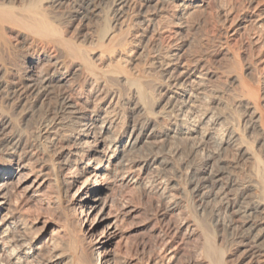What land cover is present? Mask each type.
<instances>
[{
    "label": "bare ground",
    "instance_id": "bare-ground-1",
    "mask_svg": "<svg viewBox=\"0 0 264 264\" xmlns=\"http://www.w3.org/2000/svg\"><path fill=\"white\" fill-rule=\"evenodd\" d=\"M21 1L22 0H20V2ZM23 1L26 2L25 0ZM58 1L59 0H31L28 3L26 2L24 4L23 2V4L21 3V5H18L16 0H0V73L3 72L2 74H4L8 69H11L14 72L13 75L15 74L18 78L15 90L19 92V100H16L17 102L14 106L12 104L14 111L22 113L28 100L34 102L35 104L40 103V101H42L43 99L45 100V98H48V96L52 93V88L55 85L58 84L62 86L63 84L68 83V88H64L65 90L63 89V92L61 91L62 93L60 94L58 101L55 104L56 106H53V111L49 115H47L46 120H43L44 122L43 124H41L43 125L42 134L47 139V143L45 142L47 144V147L44 149V157L40 156V163L46 164L48 162L50 163V165H52L55 171L52 177H49V175L45 173L46 171L44 172L42 168H37L30 165L29 161L26 158V154L28 152L26 154L25 150L24 152H22V144L20 145V141L22 139H17V136L14 137L6 135L9 132H11L9 134H12L13 130L16 128H12L13 130L9 132L4 130L11 126L10 124L14 118V112H11L13 113L11 114V118L5 113L12 111V108L10 110L9 107L7 111L6 109H4L6 112H4L3 109H0V264H117L115 247H117V243L122 237V223L123 221H125V219L128 218L129 215L133 214L136 210L128 205H122L121 208L119 205H115V207H113L112 191L114 189H117V187L124 189L140 187L145 191L150 192L154 190L160 193L162 197L164 196V199H167L169 201L171 209H176L178 202L176 203V200L173 199L175 194L174 196L171 194L172 192L170 191V184L175 186V184H178V182H183L185 177L186 179L188 177L191 182L190 184H193L194 186V191L198 192L201 195L202 199L209 198L213 196L212 194L214 188H217L216 186L220 183V181L222 182L221 175L223 173L224 167L223 170L221 169L222 166L220 167L221 171L217 169V167H214L215 155L213 154H209L208 156H206L207 158L205 160L203 159L204 162H202V160L201 164H191V162L193 163L192 158H194L196 154L198 156L196 157L199 158L198 153H201V151L204 150L206 145H209V143H212V145L214 143L217 147V150H221L231 144H236L238 145V151L240 154L249 155V157L251 158H249L250 160H252L250 174L248 175L247 179L245 177L246 182H244L245 179H243V188L240 189V193L236 192L235 194H232L231 196H233V198H231L237 201L240 198H243L245 194H248V197H251L249 198L250 201L246 200L248 201V204H245V201L244 203L242 200H240V202L242 201L244 203V205H239V207L241 208L237 207L241 211L236 209L241 212L240 215H243V217H241V219L243 218L242 230L239 236L243 241L249 242V240H252V242L254 241L256 244L259 243V241L264 238V231L260 230L262 224H264V151L262 153H259V149L261 148V146H259V149L257 147V149L259 150L258 152L256 151L257 149H251L249 145L250 143L247 142V140L239 134L240 130H238V127V129H235L233 125L224 124L226 122V120H224L225 118L223 116H220V114L218 116L215 115V111H213L214 109L212 110L210 107H207L209 102H207L208 99L207 101L206 99L204 100V95L206 93V89L208 88L207 84L205 83L208 75L205 70L207 68L209 69L210 66L208 65V67L204 70L205 73H203L199 70L197 64H191V66L190 64L184 65L185 63L182 64L181 62L179 63L178 61H175V55L174 58L171 57L173 59H166L168 60V62L166 64L164 73L168 83L167 92L169 94V98L166 104L163 105L164 111H156L153 108L151 110V107H148V104H150V102L149 100H147L149 93L148 91L150 89L147 91V87L145 85L146 83L144 84L141 80L142 77H139V75L135 76L136 74L134 75L129 71V69L127 68L128 66L126 67V65H122L123 61H126L124 60L125 56L123 57V55L125 54V52H127V46L130 43L125 37L126 35L123 36V33L120 34V37H118V35L116 34L117 32H114L115 29L111 32L109 31L110 29L108 30V32L105 29L107 33L103 32V30L99 32L100 34L102 32L106 33L105 35L102 34V38L109 39V43L106 45V53H103L100 50H98L100 51V53H97V50L93 52L94 55H96L97 58L100 59L101 63L102 61H105L106 66H100L99 64L97 65L95 61L90 57L91 54L89 55L88 53L90 49L87 50L82 47L81 44H78L77 41H73V39L71 40L63 36L64 34H61V32L63 31L61 29H58V25L56 24L57 26H55V23L52 22L54 21L52 20L53 18L51 20L49 19L51 13L49 14L46 8L47 6H55ZM92 1L93 0H84L83 4L81 5L84 6L83 8H85L86 10L91 6ZM116 1L119 7V14L123 13L121 11H123L125 5L128 6V3H131L128 2L130 0ZM146 1L148 3H151L152 5V3L158 4L162 0ZM175 1L176 3L178 2L179 12L182 15H190L189 13L196 12L197 10L199 11V9L202 8L203 10H205V5L208 4L207 0H174V2ZM259 2H261L262 6V1ZM45 4H47L46 8L44 7ZM155 6L157 7V5ZM55 8L53 7V9ZM72 9L74 8L72 7ZM175 9L177 8L175 7ZM56 10L58 11V9ZM65 11H69V9H65ZM257 11L258 10L256 9V14L258 13ZM115 12L116 11L113 12L114 15ZM139 14L140 13L135 15H138L139 17ZM63 16L65 15H62V17ZM258 16H262V19H264V5L261 7V13ZM135 17L131 18H133L134 20ZM110 22L111 21H109V23ZM149 22L147 24H150ZM109 23L107 24L110 25ZM119 25L122 24L120 23ZM115 26L116 25H114V27ZM125 26L128 25L126 24ZM261 26L264 25L262 24ZM15 27L23 29L22 32H25L24 30L30 31L31 34L34 33L35 35L45 39V41H49V43L52 42V44L49 45H52L55 48H60L62 50L60 52L63 53L64 58L61 56V54H59V52L51 54L48 50V52L43 51V48L42 50H38L28 54H24V52L21 51V54L23 55L19 56V53L17 54V49L20 48H18V46L17 48L13 46L14 42H11V39L13 38L10 39V34H8V31H10L9 29L12 30ZM120 27L122 28V26ZM27 34H29V32ZM99 38H101L100 35ZM258 38L260 39V37ZM104 43V41L103 43L101 42V44ZM99 44L100 43H98V45ZM229 51H227V53ZM52 52L54 53V51ZM131 53L132 52H130V55ZM69 61L70 63L75 64L72 70L70 69V66L67 65V62ZM163 63L165 62L163 61ZM124 64H126V62ZM218 64H220V62ZM203 65H205V63ZM11 70L10 72H12ZM230 70H232V68H230ZM240 70L242 69L240 68ZM227 73L232 72L230 71ZM233 76L234 81L240 83V87L241 84L245 83L243 75L240 72H236V74ZM0 77L3 76L0 75ZM82 80L84 82L89 81L87 88L84 87V82ZM114 80L123 81L128 86V92L130 90L132 96L138 99L136 103L134 102L136 105L131 107L132 105L127 103L126 106L124 105V109H122L121 111L117 110L116 104H120V106H123V104H125L124 102H126L124 100L126 99L123 97L122 93H119V89L118 92L116 91V89L109 87L111 85L110 82H114ZM148 81L146 82L148 83ZM1 84V86L4 87L5 84ZM112 84L115 85V83ZM115 88L117 87L115 86ZM120 89L122 90V88ZM252 89L254 90V88ZM2 90H4V88H2ZM248 94L249 95L247 97L242 96L241 98L249 105V108L251 110L250 113H252V119L250 117V119L253 120L252 126L258 128V130L260 131L259 134L261 137H259L261 138L262 145H264V117L258 109L256 95L253 94V91V95L250 91L248 92ZM130 96L128 100L130 99ZM210 96L212 97V94H210ZM223 98L225 99V97ZM238 99L239 101H241L240 97ZM203 100L207 102L206 107H203V105L205 104L203 103ZM29 104L31 105V103ZM29 104L27 105L29 106ZM33 109L31 110V112H34ZM235 110L237 111V109ZM139 112H142L143 114L142 119L135 118V113L137 114ZM231 121H233L232 118ZM14 123L16 124V122ZM231 124H233V122ZM18 126L20 127V125H17V127ZM247 129H250V127ZM3 130L7 133L4 134ZM258 130L256 129L255 132L257 133ZM248 132L246 134H248ZM22 135L23 134H21V136ZM248 139L250 140V138ZM175 141H178V143L180 142L187 143L189 145L191 144V147L189 148L190 151L188 150L189 153H185L187 154V156L182 154L186 158L183 157L180 160L175 158L179 161H174L175 159H170L171 157H168L169 159H166L164 156L167 155H162L157 151V148L165 147L166 144H170L172 142L175 143ZM171 146H173V144ZM171 146H169L168 148H170ZM180 146L179 144H177L176 147H174V150H172L173 147L170 148L173 151L172 158H174L175 155H178L181 152V148L185 149L183 148V146L180 148ZM143 147L147 148V150L140 152L139 150H141ZM224 151L226 150L224 149ZM201 154L203 155L204 152ZM236 154L238 153L236 152ZM29 157L33 158L32 156ZM196 160L198 159L195 158V161ZM217 161H219V158H217ZM218 163H215L216 166H218ZM48 168H50V166ZM170 171H172L173 173L170 174L171 177L168 175ZM247 172H249V170H247ZM178 175L180 177L182 175H185V177L183 176L184 179H180L182 180L180 181L179 179H177ZM235 180H238V177ZM225 182L226 181H224V183ZM224 183L223 185L225 186L226 183ZM178 186L179 185H177V187ZM174 188H176V186ZM154 191L153 193H155ZM218 191H220V189ZM221 191L218 194H221ZM181 192L183 194L185 193V191L183 192V190H181ZM216 196L217 195H215L214 197ZM162 197H160L161 200ZM245 197L247 196L245 195ZM226 202L227 200H225V203ZM227 203H229V201ZM231 203H234L233 200ZM236 204L237 203H235V206ZM204 208L207 207L205 206ZM211 213L209 215H211ZM259 214H262V216L259 217ZM216 219H214V222L217 227L219 222ZM151 226L153 227V225ZM195 228L197 230V226ZM176 231H178V229ZM207 232L210 233L209 230H203L201 233L199 232L201 234L200 236H202L201 239L203 240L202 245L203 251L205 252V257H209L212 259L214 258V264L228 263H225L224 260L225 257H227L225 254V252L227 251H225L222 247L221 248L223 250L216 247L217 243L215 244L214 240V236L216 235L214 234V232H212L213 235ZM183 233L186 234L185 231ZM238 233L239 232H237V234ZM197 241H199V239ZM170 242L171 241H169V243ZM252 242H249V244ZM255 243L253 244L255 245ZM169 249L170 248L168 247V251H170ZM209 260L211 261V259Z\"/></svg>",
    "mask_w": 264,
    "mask_h": 264
},
{
    "label": "rangeland",
    "instance_id": "rangeland-1",
    "mask_svg": "<svg viewBox=\"0 0 264 264\" xmlns=\"http://www.w3.org/2000/svg\"><path fill=\"white\" fill-rule=\"evenodd\" d=\"M6 1H9V0H6ZM18 1H19V3H18ZM18 1L16 0L18 5H21V3L23 4V2H24L23 0L21 2H20V0H18ZM25 1L28 3L31 0H28V1L25 0ZM79 1L78 0H62V1L59 0L58 2L60 4L58 2L56 3L55 6H47V4H45L44 7L46 8V6H47L46 10H48L49 14L51 13L50 14L51 17L49 16V19L51 20L53 18L52 20H54V21H52V22L55 23V26L58 25L60 28L58 26H57V28L61 29L63 31V32H61V30H60L61 34L62 35L64 34L63 36L67 37L68 39H71V40L73 39V41H77L78 44H81V46L84 47L85 49H87V50L90 49L88 51L89 55L90 54L92 55V56L90 55V57L92 58V60L95 61V63L97 65L99 64L100 66L105 65V61H102V63H101L100 59L97 58V56L94 55L93 52H95L97 50L96 51L97 53H100V51L103 53H106V45L109 43V39H106V38L103 39L102 34L105 35L109 29H110L109 30L110 32L115 29L114 32L115 33L117 32L116 34L118 35V37L121 36L120 34L124 33L123 36L126 35L125 37L127 38V40L130 43L127 46V50H126L127 52H125V54L123 55V57L125 56L124 60H126L125 61L126 64H124L125 62L123 61L122 65H126V67L128 66L127 68L129 69V71L131 73H133L134 75L136 74L135 76L139 75V77H142L141 80L143 81L144 84L146 83L145 85L147 87V91L150 89L148 91L149 93H148V97H147V100H149L150 104H148L149 103L148 101H147L148 102L147 104H148L149 108L151 107V110L153 108L156 111H159V110L164 111L163 105L166 104V102L169 98V94L167 92V84L168 83H167L166 76H165L164 72H165V67H166L168 60L173 59L174 55H175V58H174L175 61H178L179 63L181 62L182 64L185 63L184 65L197 64L199 67V70L202 71L203 73H205L204 70L209 65L210 66L209 69L207 68L208 70L207 69L205 70L207 75H208L207 79L205 80V83L207 84L208 88L206 89V93L204 95L205 96L204 100L206 99V101H207V99H208L207 102H209L210 105L208 104V106H207V102L203 100L204 101L203 103H205L204 104L205 106L203 105V107H206V106L208 108L210 107L212 110L214 109L213 111H215V115L218 116L220 114V116H223L225 118L224 120H226V122L224 121L225 122L224 124L233 125L235 127V129L239 128L238 129V130H240L239 134L242 135L247 140V142L250 143L249 145H250L251 149L255 150V149H257V147L259 149V146H261V148L259 149L260 151L258 149L256 151L257 152L259 151V153H262L264 151V145H262V143H261V138H260L261 136L259 134L260 131L258 130V128H255L254 126H252L253 120H251L252 119V113H250L251 110L249 108V105L244 100H242V98H241L242 96L247 97L250 94V93L248 94V92L250 91L252 94V91H253V94L256 95V102H257L258 109L263 114V117H264V113H263L264 112V110H263L264 109V72H263V70H264V47H263L264 46V37H263L264 29L263 28H264V26H261L262 24L264 25V19H262V16L261 17L258 16L261 13V7L264 5V0H207L208 4L205 5V8H204L205 10H203V8H202V9H199V11L197 10L196 12L189 13L190 15H188V14L182 15L179 12L178 2L176 3V1L174 2V0L173 1L172 0L171 1L170 0H164V1L162 0L160 2L161 5H160V3H158V4L152 3V5H151V3H148L146 0H138V2H137V0H132V1L130 0V1H128V2H131L130 4L128 3L129 7L127 5H125V7L123 8V11H121L123 13H120V14L118 13L119 7L117 5L116 0L115 1L114 0H97V1L93 0L91 6L89 8H87L88 10L86 9L87 11L85 10V8H83L84 6L81 5V4H83L84 0H79ZM259 1H262V3H263L262 6H261V2H259ZM26 2H24V4ZM141 2H142V5H141ZM146 5H148V6H146ZM155 5H157V7ZM256 5L258 8L256 7ZM114 6H115V9H114ZM53 7L54 8L56 7V8L53 9ZM72 7L74 9L76 8L77 10L72 9ZM175 7L177 9H175ZM56 9H58V11ZM61 9H62V11H61ZM65 9L66 10L69 9L70 12L65 11ZM139 9H141V10H139ZM147 9H148V11H147ZM256 9L258 10L257 11L258 15L256 14ZM55 10H56V12H55ZM259 10H260V12H259ZM52 11H54V12H52ZM114 11H116L115 15L113 13ZM124 12H128V13H124ZM197 12H198V14H197ZM54 13H56V14H54ZM57 13H60V14H57ZM70 13H71V15H70ZM134 13L135 14L140 13L139 17H138V15H135ZM194 13H196V14H194ZM111 14H113V15H111ZM62 15H65V16L62 17ZM117 15L119 16V18ZM114 16H116L117 18ZM146 16H147V18H146ZM131 17H135L134 20L136 22ZM151 17L155 18V19H152ZM150 18H151V21H150ZM108 20L111 22L109 23ZM143 20H145V21H143ZM152 20L155 21L156 23L153 22ZM141 22H143V23H141ZM148 22L150 24H147ZM260 22H263V23H260ZM107 23H109L110 25H108ZM118 23L119 24L121 23L122 25H119ZM126 24L128 26H125ZM132 24H134V25H132ZM114 25H116L115 27L117 29L114 27ZM120 26H122V28ZM131 26H133V27L136 26L138 28V30L136 27L133 28ZM256 26H258V27H256ZM105 29L107 30V32ZM259 29H261V30H259ZM9 30L10 31H8V34H10V36L9 35L8 36L10 39L13 38V39H11L12 40L11 42L12 43L14 42L13 46L16 48L18 46V48H20V49H17V54L19 53V56L23 55V54H21L22 52H24V54H28V53H33V52L38 51V50H42V48H43V51L48 50V51H50L49 53H51V54H55V52L56 53L59 52V54H61V56L64 58L63 53L60 52V51H62L60 48H55L54 46L49 45V44H52V42L49 43V41H47V40H46L47 41L46 42L45 39H43L42 37L37 36L34 33L31 34L30 31L24 30L25 32H22L23 29H21L19 27H17V28L15 27L14 29H12V30L9 29ZM102 30H103V32H106V33L102 32L100 34L99 32H101ZM28 32H29V34H27ZM137 33H138V35H137ZM23 34H24V36H23ZM98 34L100 35L101 38H99ZM138 36H139V38H138ZM258 37H260V39ZM40 38H41V40H40ZM261 39H263V40H261ZM102 40L105 42L104 44H101V42L103 43ZM256 40L261 41V42H258ZM43 41H45V42H43ZM98 43H100L101 45L99 44L100 45L99 46ZM137 43H139V44H137ZM262 43H263V45H262ZM131 44H133V45H131ZM259 44H260V46H259ZM58 49H60V50H58ZM226 49H228V50H226ZM98 50H100V51H98ZM52 51H54V53ZM227 51H229V52L227 53ZM130 52H132L131 55H130ZM166 55H168V56H166ZM171 57H173V58H171ZM129 58H131V59H129ZM198 58L200 59V61ZM166 59H168V60H166ZM162 60L165 63H163ZM203 60H205V61H203ZM219 62H220V64H218ZM127 63H129V64H127ZM204 63H205V65H203ZM164 64H165V66H164ZM67 65L70 66V69L72 70L75 64L70 63V61H69V62H67ZM200 67L202 70L200 69ZM229 67L232 68V70H230ZM240 68L242 70H240ZM8 70H9V72H8ZM8 70L4 74H2L3 72L0 73V75H2L5 78L4 79L3 77H0V88H1L0 91L2 92V93L0 92V109H3V110L6 109V111H7V109H9V107H10V110L12 108V111L8 110L10 112L5 113L7 116H9L11 118H12L11 114H13L11 112H14V114H13L14 118L10 124L11 126L8 127L7 129H4V130L9 132V131H12L15 127L16 128L13 130L12 134H9V133H11V132H9L6 135L14 136V137L17 136L16 137L17 139H19V138L22 139L20 141V145L22 144L21 147L23 148L22 152H24V150L26 151L25 154L28 152L26 154V158L29 161L30 165L33 167L42 168L44 172L46 171L45 173H47L49 175V177L50 176L52 177L55 173L52 165H50V163H48V162L46 164L40 163L41 157H44V155H45L44 149L47 147V144H46L47 139L42 134L43 133V131H42L43 125H41V124H43V122L46 120L47 115H49L53 111V108L56 106L55 104L57 103L60 94L65 89L68 88V83H65L66 85L63 84L62 85L63 87L58 85V84L55 85L52 88V93L48 96V98H45V100L43 99L42 101H40V103L35 104L34 102H31L30 100H28L26 103V106H27V108L28 107L29 108L27 109L25 106L24 110H23L24 112L22 111V113L20 112L21 113L20 114V113L14 111V108H13V106L19 100V97H18L19 92H17L15 90L16 84L18 82V78L15 74L13 75L14 72L11 69H8ZM10 70L12 72H10ZM230 71L232 73H227ZM211 72H212V74H211ZM236 72H240L243 75L245 85L241 84V87H240V83L234 81L233 75H235ZM143 78H144V80H143ZM146 81H148V83ZM85 82L83 83V85L85 88H87L89 81H85ZM253 82H254V84H253ZM1 83H4L6 86L5 85H4V87L1 86L2 85ZM112 83H115V85ZM236 83H238V84H236ZM110 84H109L110 85L109 87L116 89V91H118V89H119L120 92L119 91L118 92L122 93L123 97L126 99V100H124L126 102L123 101L125 103V104H123V106H120V104H116L117 110L121 111L122 109H124L123 107H124V105L126 106L127 103L132 105L131 107L136 105L135 103L138 101V99L132 96V93H130V90L128 92L129 88L123 81H119V80L115 81L114 80V82H110ZM115 86L117 88H115ZM2 88H4V90H2ZM9 88H11L12 90ZM120 88H122L123 91ZM126 88H127V90H126ZM252 88H254V90ZM217 89H218V91H217ZM7 90H9V91H7ZM214 91H216V92H214ZM246 91H248V92H246ZM255 92H257V93H255ZM209 93L212 94V97L210 96ZM129 96L131 99V100L129 99L130 101L128 100ZM222 96L225 97V99ZM13 97H14V99H13ZM237 97L238 98L240 97L241 101H239V99ZM29 103H31L32 106ZM153 103H155V104H153ZM9 104H11V105H9ZM12 104H13V106H12ZM27 104H29V106ZM160 104H161V106H160ZM217 105L219 108L217 107ZM30 107H32V108H30ZM215 108H216V110H215ZM25 109H27V110H25ZM32 109L34 112H31ZM218 109H219V112H218ZM235 109H237V111ZM261 110H263V111H261ZM6 111L4 110V112H6ZM45 111H46V114H45ZM226 113H227V115H226ZM228 114H229V116H228ZM17 117H19V118H17ZM142 117H143L142 112H139L137 114L135 113L136 119L137 118L142 119ZM250 117H251V119H250ZM231 118L233 121H231ZM41 119H42V121H41ZM13 121L16 122L17 125H20V127L19 126L17 127V125ZM232 122H233V124H231ZM248 122L251 125H249ZM38 126H39V128H38ZM249 127H250V129H247ZM256 129L258 130L257 133L255 132ZM4 130H3V133L4 134L7 133ZM18 130H20V131H18ZM238 130H237V132H238ZM246 131L247 132L249 131L248 134H246L247 133ZM241 132H243V133H241ZM14 134H16V135H14ZM21 134H23V135L21 136ZM24 138L25 139L27 138L26 141ZM248 138H250V140ZM40 141H42V142H40ZM255 142H257V143H255ZM175 143L172 142L170 144H166L165 147H159V148H157V151L160 152V154H162V155H167V156H164L166 159L168 157L169 158L171 157L170 159L176 158L179 160L183 157L186 158L183 155L187 156V154L190 151L189 148L191 147L190 146L191 144L189 145L187 143H180V142L178 143V141L177 142L175 141ZM172 144H173V146H171ZM177 144H179V146L182 145L183 148H185V149H182L181 148L182 146H180L181 152L178 154L179 156L175 155L174 158H172V155H173L172 150H174V147H176ZM169 146H171L170 148L173 147L172 150L170 148H168ZM207 146H208V148H207ZM232 146L233 147L235 146L234 147L235 149ZM39 149L40 150L43 149V150L40 151ZM169 149H170V151H169ZM214 149H215V151H214ZM224 149L226 151H224ZM146 150H147V148L143 147L139 151L143 152ZM228 150H230V151H228ZM162 151H164V152H162ZM182 151H184V152H182ZM168 152H171V153H168ZM203 152H204V154L202 155L201 153H203ZM236 152L238 154H236ZM185 153H187V154H185ZM199 153H198L199 158H197L198 157L197 154L195 155V157L193 156L194 157V158H192L193 163L191 162V164H194V165L201 164L207 158L206 156H208L209 154H213L216 157V158L214 157V160H215L214 167L215 168L217 167V169H219L220 171H221V169L223 170V167H224L223 173L221 175L222 176L221 177L222 182L220 181V183L216 186L217 188H214L213 194H212L213 196H211L209 198L202 199L201 195L198 192L194 191L193 184H190L191 183L190 180L188 179V177L186 179L185 175H182L181 177L178 175L177 179L183 180L185 177V179L188 182L184 179L185 181L183 180V182H178V184H175L176 188H174L175 187L174 185L170 184L171 185L170 191L172 192L171 194L173 196H174V194H175V196L176 195L178 196V197L174 196V198H173L176 200V203L178 202L176 209H171L169 201L167 199H164V196L162 197V195L160 193H158L157 191H154V190L153 191L155 193H153V191H151L152 192L151 193L150 191H145L144 189H142L140 187L125 188V189L117 187V189H114L112 191L113 207H115V205H119L121 208L122 205H128V206H130L136 210L133 214L129 215L130 217L129 216H128V218L126 217L127 219H125V221H123V223H122V226H121L122 227L121 228L122 229V237L119 240V242L117 243L118 244L117 247H115L117 264H195V263L196 264H214V260H213L214 258L212 259L209 257H205V252L203 251V245H202L203 240L201 239L202 236H200L201 235L200 233L203 230L204 231L209 230L212 235H213L212 232H214V234L216 235V236H214L215 237V239H214L215 244L217 243L216 247H218L220 249L223 248L225 251H227V252L224 251L226 256H227L224 259L225 263L228 262L226 264H264V247H262V246H264V238L262 240H260L259 243H257V244L254 241L252 242V240H249V242H252L249 244V242L243 241L239 236V234L241 233V230H242V221H243L242 219L243 218L241 219V217H243V215H240L241 212H239V211H241V210L238 208H241V207H239V205H242V204L244 205L245 202H246L245 204H248V201H250L249 198H251V197H248V194H245L248 198L245 197V195H244L243 198H240L239 200L235 201L234 199H232L233 196H231L232 194H235L236 192L240 193V191H241L240 189L243 188V183L246 182V179H247L248 175L250 174V170H251L250 168H251V162H252V160H250L251 158L249 157V155L240 154L238 151V145H236V144L235 145L231 144V145H228V147H225L221 150H217V147L214 143H213V145H212V143H209V145H206L204 150H202L200 154ZM218 153H219V155H218ZM200 155L202 157L203 156L204 157L202 158ZM29 156H32L33 158H30ZM28 158H30V159H28ZM195 158L198 160L195 161ZM217 158H219V161H217ZM176 159L174 161H179ZM199 159H201V160H199ZM248 160H250V161H248ZM194 161L196 164L194 163ZM215 163H218L217 164L218 166H216ZM249 165H250V167H249ZM49 166H50V168H48ZM221 166H222V168L220 169ZM247 170H249V172H247ZM170 174H173L172 171H170V173L168 174L171 177ZM237 177H238V180H235V179H237ZM245 177H246V179H245ZM243 179H245V181ZM182 180H180V181H182ZM232 180H233V182H232ZM224 181H226L225 182L226 184L224 183ZM227 181H228V183H227ZM241 181H242V183H241ZM223 183L225 184V186L223 185ZM233 183H235V184H233ZM227 184H229V185H227ZM177 185H179V186L177 187ZM220 186H221V188H220ZM233 187L234 188L237 187V188L234 189ZM216 189H217V191H216ZM219 189H220V191L222 190L221 194H218L220 192V191H218ZM181 190H183V192L185 191V193L183 194L181 192ZM227 190L230 192H228ZM234 190H237V191H234ZM186 192L188 195L186 194ZM150 193L152 194V196ZM179 194H180V196H179ZM153 195H155V196H153ZM215 195H217V196L214 197ZM249 196H251V195H249ZM160 197H162V200ZM225 200H227V202L229 201V203H227V202L225 203ZM232 200L234 203H231ZM240 200H242L243 202L245 201V202L244 203L242 201L240 202ZM246 200H248V201H246ZM212 201H214V202H212ZM122 202L125 204H123ZM159 203H160V205H159ZM206 203H208V204H206ZM235 203H237L236 206H235ZM205 206L207 208H204ZM236 209H238L239 211ZM201 212H203V213H201ZM210 213H211V215H209ZM207 214H208V216H207ZM186 215H188V216H186ZM141 216H144V217H141ZM204 216H205V218H204ZM261 216H262V214H259V217H261ZM214 219H216L219 222L218 225H220V224L221 225L220 226L217 225V227H216ZM196 221H198V222H196ZM213 223H214V225H213ZM238 223H239V225H238ZM190 224H194V225H190ZM151 225H153V227ZM187 225H189V226H187ZM196 226H197V230L195 228ZM263 227H264V224H262V226H261L262 229L260 228V230L264 231ZM177 229H178V231H176ZM186 230H187V232H186ZM235 230L236 231L238 230L237 232H239V233L237 234V232ZM184 231L186 234L183 233ZM207 233H209V232H207ZM197 236H198V238H197ZM157 238H159V239H157ZM198 239L200 242L197 241ZM233 239H235V240H233ZM167 240H168V242H167ZM169 241H171V242L169 243ZM244 243H245V245H244ZM253 243H255V245H257V246H255ZM164 244H165V246H164ZM168 247L170 248L169 249L170 251H168ZM171 247H172V249H171ZM260 249H262V250H260ZM228 253H229V255H228ZM172 254H173V256H172ZM167 255L168 256L170 255V256L168 257ZM167 257H168V259H167ZM170 257H171V259H170ZM209 259H211V261Z\"/></svg>",
    "mask_w": 264,
    "mask_h": 264
}]
</instances>
